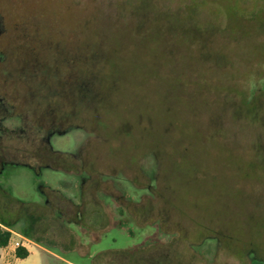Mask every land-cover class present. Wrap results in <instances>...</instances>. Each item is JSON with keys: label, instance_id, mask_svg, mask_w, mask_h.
<instances>
[{"label": "rangeland", "instance_id": "obj_1", "mask_svg": "<svg viewBox=\"0 0 264 264\" xmlns=\"http://www.w3.org/2000/svg\"><path fill=\"white\" fill-rule=\"evenodd\" d=\"M263 81L264 0H0V208L28 262L264 264ZM41 140L92 176L33 168Z\"/></svg>", "mask_w": 264, "mask_h": 264}, {"label": "trees", "instance_id": "obj_2", "mask_svg": "<svg viewBox=\"0 0 264 264\" xmlns=\"http://www.w3.org/2000/svg\"><path fill=\"white\" fill-rule=\"evenodd\" d=\"M229 20H231V18H229ZM201 46H202V50H205L206 46H205L204 40H201ZM204 54H206V57L209 56V52L204 51ZM204 54H203V56H204ZM260 89L264 90V81L262 82ZM62 90L64 92L63 97H65V101H67L66 105H69L68 106L69 110H67V114L72 116L73 113L76 114L77 111H79V109H77L78 101L76 99H73V97H72V96H75L76 94L75 93L73 95H71L70 93L66 94L67 91L65 90V84H64ZM257 90H258V88H252L250 90V100H249L250 103L252 102L251 100L255 96V93ZM240 110L242 111L241 108H240ZM213 122H215V121L213 120ZM154 152H155V150H154ZM151 153H153V152H151ZM28 155L30 158L36 160V162H37V164H35V166L32 165L33 168L34 167L35 168L36 167L37 168L49 167L51 169L63 170L66 172H72L76 175L87 172V170H88L89 172H91L90 177L92 176L91 175L92 174L91 163L87 164V161L84 157H80V158L74 157L73 158L67 154H64V153H61L58 151H54V150L50 149L49 147H47V145L45 143H43V141H42V143H39V147L32 149V150H29ZM157 158H158V156L156 157V159ZM13 201H15V200H13ZM16 202H18V201H16ZM21 204H23V203H21ZM16 213L19 214L18 211ZM16 215L17 214L11 215V216H13V218H10V216H7L5 214V212H3L0 208V247H4L8 244L9 238L12 234L11 231H13L15 229V221L17 219H19L20 217H22L21 213L19 216H16ZM54 215H55L54 213L53 214L51 213L50 216H53L57 219V217ZM78 215H80L79 211H78ZM24 220L27 224H29L30 227H33V225L37 221V219L35 217H33L32 215H30V216L28 215L27 217H24ZM20 231H21L20 233L22 235H24L26 238L27 237H29V238L33 237L32 234L28 233L25 230H20ZM217 235H219V234H217ZM202 238H207V237L205 236ZM244 251H245V249H244ZM242 252H243V250H242ZM27 255H28V251L24 247L16 248V256L17 257L24 258ZM253 261H257V259H254ZM92 264H94V260H93Z\"/></svg>", "mask_w": 264, "mask_h": 264}, {"label": "crops", "instance_id": "obj_3", "mask_svg": "<svg viewBox=\"0 0 264 264\" xmlns=\"http://www.w3.org/2000/svg\"><path fill=\"white\" fill-rule=\"evenodd\" d=\"M37 246V244H35ZM28 251V255L24 258L16 256V248L8 243L4 247H0V264H74L71 261L58 256L48 250L42 249L43 255H37L30 262H28L29 256L32 251L29 246H25Z\"/></svg>", "mask_w": 264, "mask_h": 264}, {"label": "built area", "instance_id": "obj_4", "mask_svg": "<svg viewBox=\"0 0 264 264\" xmlns=\"http://www.w3.org/2000/svg\"><path fill=\"white\" fill-rule=\"evenodd\" d=\"M11 232H12V234H11V236L9 238L8 243L12 244L15 248H18V247H24L25 248L26 243L30 242V240L28 238L21 237V236H20V238L22 239V241L14 239L13 234H15V235H18V234L14 233L13 231H11Z\"/></svg>", "mask_w": 264, "mask_h": 264}]
</instances>
